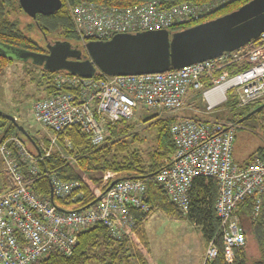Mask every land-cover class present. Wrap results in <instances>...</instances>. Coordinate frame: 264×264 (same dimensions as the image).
<instances>
[{"label":"built area","instance_id":"built-area-1","mask_svg":"<svg viewBox=\"0 0 264 264\" xmlns=\"http://www.w3.org/2000/svg\"><path fill=\"white\" fill-rule=\"evenodd\" d=\"M228 1L170 7L155 0L131 7L81 1L66 3V7L84 45L109 40L116 34L168 30L201 19ZM258 40L261 45L256 49L243 47L159 74L108 77L99 73L100 77L82 78L55 72L52 81L58 92L35 100L29 110L31 120L51 134L47 138L49 149L39 144L36 156L17 136L0 140V162L9 184L0 193V264H35L53 252L69 257L79 234L97 224L103 225L114 240L130 236L135 223L133 212L149 210L142 181H118L102 194L96 188L94 196L99 199L93 207L74 211L77 205L72 204L60 212L54 203L29 187L25 172L35 177L38 163L49 156L68 129L78 126L97 147L106 141L108 125L129 121L137 109L174 119L169 133L175 152L155 180L181 214L189 212L190 191L196 179L215 181L213 209L218 229L206 241L203 264L217 257L218 237L223 243L224 258L231 263L234 249L245 244L243 226L236 216L238 203L255 196L253 218L261 207L264 209V159L254 152L252 161L240 166L233 157L235 134L241 126L236 121L246 108L254 110L264 105V31ZM194 99L204 106H195ZM188 100L193 104L188 106L190 111L207 118L181 116ZM259 112L264 156V107ZM63 143V148L71 149L69 141ZM111 177L113 174L107 173L103 180ZM50 180L53 198H81V193L76 195L78 182H63L55 176Z\"/></svg>","mask_w":264,"mask_h":264},{"label":"trees","instance_id":"trees-1","mask_svg":"<svg viewBox=\"0 0 264 264\" xmlns=\"http://www.w3.org/2000/svg\"><path fill=\"white\" fill-rule=\"evenodd\" d=\"M81 1L97 3L107 7H131L153 0H61L62 5L58 11L48 16L38 14L35 19L30 20L31 24L24 27L21 26L20 18L26 17V15L22 11L18 0H0V44L39 53L43 49V45L41 46L32 36L35 29L40 33L42 39L53 38L57 41L78 46L83 51V45L75 33L66 7V3L74 5ZM155 1L161 2L165 7H170L182 3L198 5L211 0ZM249 1L251 0H230L215 11L206 13L201 19L174 26L167 31L169 34H174L217 19L237 10ZM257 44L258 39H253L246 45V48L252 49ZM83 55H85L84 51ZM14 61L0 54V75ZM31 65L37 72H27L31 75L33 82L42 87L44 96L48 97L58 92L52 81V75L55 72L44 70L43 67L32 63ZM95 76L100 77V74L96 73ZM250 111L249 108H246L239 119ZM7 115L6 112L0 110V140L17 136L24 142L27 150L37 156L40 149L35 137L27 131L30 138L35 142L38 151L8 120ZM256 116H261V112L250 116L241 125H246V123L254 120ZM154 117V115H151L150 118L141 121L147 124ZM173 121V118H160L145 128V130L154 132V145L145 154L137 148L144 141L139 133L133 132L136 124L130 122V120H121L108 125V137L102 145L97 147L91 144L88 135L83 133L78 126H74L59 138L60 143H63L64 139L70 142V150L63 148L67 158L63 157L59 151L53 150L48 157L38 163V174L35 177L25 172L27 179L30 180L29 187L45 200H49L50 197L51 176H55L63 182H78L80 188L76 195L81 193V198L78 199L75 196L65 199L53 198L54 204L64 211L72 204L77 205L73 209L74 211L93 207L97 199L94 196V190L100 188V194H102L114 180L142 181L145 185L144 201L149 208L146 213L133 212L135 223L130 230V236L123 238L121 241L112 239L107 229L103 225L97 224L79 234L78 243L71 256L65 257L53 252L49 257L38 260L35 264H147L144 254L149 251V242L144 225L149 216L154 212H159L169 218H182L184 216L172 204L164 189L155 180L157 172L169 165L170 158L175 152L169 133ZM16 122L22 126L17 120ZM48 143V140L45 139L46 146H48ZM255 152L259 153L261 159H264L261 146ZM252 159L253 154L249 155L244 164L240 163L239 165H246ZM107 173L113 174V177L104 181L103 178ZM4 180L7 182L6 175ZM6 188V185H1L0 193ZM190 196V209L185 218L202 228L207 241L217 233L218 229V220L213 209L217 196L215 181L206 178L196 179L190 191ZM254 202L255 196H249L237 205L236 216L240 224L243 226V223L248 221L249 226L247 229L243 227L245 244L234 249L232 262H226L223 243L221 238L218 237V255L213 262L206 264H264V209L261 207L259 214L253 218L251 211ZM250 244L255 246L257 252L255 257L248 255Z\"/></svg>","mask_w":264,"mask_h":264},{"label":"water","instance_id":"water-1","mask_svg":"<svg viewBox=\"0 0 264 264\" xmlns=\"http://www.w3.org/2000/svg\"><path fill=\"white\" fill-rule=\"evenodd\" d=\"M26 16H48L58 11L61 0H18ZM264 31V0H251L237 10L184 29L174 34L167 30L143 31L135 34H116L105 41H88L83 51L69 43L57 41L47 44L48 54L33 53L0 44V54L15 61L42 65L51 72L64 71L82 78L96 73L104 76H139L178 70L219 57L245 47ZM82 57H84L82 59ZM264 105L251 110L238 120L241 124L258 113ZM17 130L38 151L27 131L11 115H7ZM119 180H114L109 190ZM99 197L95 200V202ZM51 203L53 188L50 187ZM58 211L65 212L58 208Z\"/></svg>","mask_w":264,"mask_h":264},{"label":"rangeland","instance_id":"rangeland-1","mask_svg":"<svg viewBox=\"0 0 264 264\" xmlns=\"http://www.w3.org/2000/svg\"><path fill=\"white\" fill-rule=\"evenodd\" d=\"M20 20L22 27L31 24V19L27 16L21 17ZM32 36L41 46L43 45V39L37 30L34 29ZM47 40L52 42L57 41L53 38H47ZM71 45L74 46L73 44ZM27 71L37 72L29 61H14L9 64L0 75V110L14 117L22 124V127L26 131L35 137L38 144L42 145L45 149H49V144L46 146L45 139L49 138L51 134L36 125L31 120L29 115L31 104L35 100L44 98L45 94L42 87L33 82L31 75H29ZM193 102L198 108H202L204 106L197 99H194ZM192 105L193 104H189V106ZM151 115H154L155 117L152 118L149 123L144 124L141 121L143 119L150 118ZM197 116L203 117L204 119L207 118L200 114H197ZM259 117L260 116H256V118L251 122L246 123V125H241L236 131L233 146V157L237 164L242 163V161L251 155L258 147H262ZM160 118V115L155 113L137 109L135 116L130 119V122H134L136 124L133 132L139 133L144 141L137 146L141 153L145 154L154 145V132L152 130H145V128L150 123H153ZM63 144L64 143L58 142V145L53 147L51 150H60L67 158V155L63 151ZM153 215L155 216H153L151 221L146 224V232L150 238V248L149 252H147L149 254H145L149 264H200L198 255L202 247V228L199 226H193L191 223L182 220L181 222H174L175 224L173 225L170 224L169 227L165 229V225L160 223V221L155 222L154 217L157 215L162 220L166 219L168 223L172 220L161 215L159 212H154ZM176 224L178 228L175 227ZM248 226V221H245L243 223V227L247 229ZM249 249L250 253L248 255L255 257L257 252L254 244H250Z\"/></svg>","mask_w":264,"mask_h":264},{"label":"crops","instance_id":"crops-1","mask_svg":"<svg viewBox=\"0 0 264 264\" xmlns=\"http://www.w3.org/2000/svg\"><path fill=\"white\" fill-rule=\"evenodd\" d=\"M190 100H188L187 101V103H186V109L185 110H183L182 112H181V116H183V117H196V118H202L203 119V117H199V116H197V113H194V112H192V111H190L189 109H188V106H189V102ZM194 113V114H193ZM241 125V124H240ZM234 150V149H233ZM256 151V150H255ZM254 151V152H255ZM254 152H252V154L254 153ZM234 153V152H233ZM249 157V156H248ZM248 157L244 160V161H242V163L244 164L245 163V161L248 159ZM234 161H235V163H236V160L234 159ZM0 164H1V162H0ZM239 165V164H238ZM241 166V165H240ZM4 176H5V173L3 172V170H2V165H1V168H0V187H1V185H6L7 187H8V185H7V182L4 180ZM161 214V213H160ZM161 215H163V214H161ZM153 216H155V215H153V214H151L150 216H149V218H148V220L146 221V223H145V225H144V229H145V233H146V236H147V239H148V242H149V248H150V238H149V236H148V234H147V232H146V224H148L150 221H151V219L153 218ZM163 216H165V215H163ZM166 217V216H165ZM186 216L184 215L182 218H170V220H172V221H169L170 223H168V221H166V219H160V217L159 216H157L156 215V217H154V221L155 222H159L160 221V223H162V224H164L165 225V229L167 228V227H169V225L170 224H175L174 222H181L182 220H185V221H187V222H189V223H191L193 226H196L194 223H192V222H190L189 220H187L186 218H185ZM166 218H169V217H166ZM175 226V225H174ZM175 227H177L178 228V226H177V224H176V226ZM201 249H200V253H199V255H198V260H200V264H203V255H204V251H205V247H206V238L204 237V234H203V240H202V244H201ZM149 252V251H148ZM147 254H149V253H147ZM145 260H146V262H147V264H149V262H148V260H147V258H146V254H145Z\"/></svg>","mask_w":264,"mask_h":264},{"label":"flooded vegetation","instance_id":"flooded-vegetation-1","mask_svg":"<svg viewBox=\"0 0 264 264\" xmlns=\"http://www.w3.org/2000/svg\"><path fill=\"white\" fill-rule=\"evenodd\" d=\"M38 15V14H37ZM36 15V16H37ZM28 17V16H27ZM29 18V17H28ZM29 19H32V18H29ZM55 42H57V41H49V40H47V38H43V49H41V51L39 52V54H43V55H46V54H48V49H47V44H49V45H53ZM75 46V45H74ZM31 62L32 63V61H31V59H29V60H27L26 62ZM37 66H41L42 67V65H37Z\"/></svg>","mask_w":264,"mask_h":264},{"label":"bare ground","instance_id":"bare-ground-1","mask_svg":"<svg viewBox=\"0 0 264 264\" xmlns=\"http://www.w3.org/2000/svg\"><path fill=\"white\" fill-rule=\"evenodd\" d=\"M256 39H258V37H257ZM260 45H261V43H260V41L258 40V44H257V46L254 47V48H252V49H256V48H258ZM245 47H246V46H245Z\"/></svg>","mask_w":264,"mask_h":264}]
</instances>
